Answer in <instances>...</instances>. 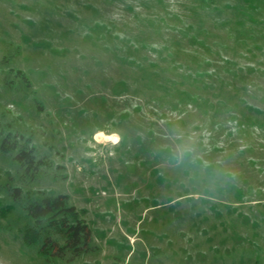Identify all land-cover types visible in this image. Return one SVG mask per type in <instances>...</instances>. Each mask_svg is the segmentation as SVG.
Returning a JSON list of instances; mask_svg holds the SVG:
<instances>
[{
    "label": "rangeland",
    "instance_id": "rangeland-1",
    "mask_svg": "<svg viewBox=\"0 0 264 264\" xmlns=\"http://www.w3.org/2000/svg\"><path fill=\"white\" fill-rule=\"evenodd\" d=\"M8 133L45 163L0 151V264H264V0H0ZM40 192L87 251L22 242Z\"/></svg>",
    "mask_w": 264,
    "mask_h": 264
},
{
    "label": "trees",
    "instance_id": "trees-1",
    "mask_svg": "<svg viewBox=\"0 0 264 264\" xmlns=\"http://www.w3.org/2000/svg\"><path fill=\"white\" fill-rule=\"evenodd\" d=\"M0 151H15L13 158L28 173H34L45 163L43 159L35 157L33 146H20L9 133L1 140ZM20 193L19 188L12 191L15 198ZM24 208L32 221L22 230V242L37 245V251L42 256L73 259L89 249L91 229L82 212L69 204L67 194L40 192L39 197L28 200Z\"/></svg>",
    "mask_w": 264,
    "mask_h": 264
}]
</instances>
